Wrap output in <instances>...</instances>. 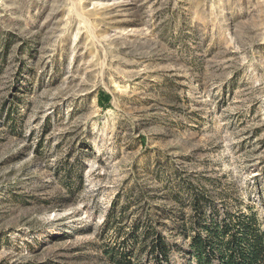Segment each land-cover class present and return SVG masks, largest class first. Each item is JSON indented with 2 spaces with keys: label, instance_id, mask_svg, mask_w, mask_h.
<instances>
[{
  "label": "rangeland",
  "instance_id": "rangeland-1",
  "mask_svg": "<svg viewBox=\"0 0 264 264\" xmlns=\"http://www.w3.org/2000/svg\"><path fill=\"white\" fill-rule=\"evenodd\" d=\"M193 193L264 225V0H0V264H194Z\"/></svg>",
  "mask_w": 264,
  "mask_h": 264
},
{
  "label": "trees",
  "instance_id": "trees-1",
  "mask_svg": "<svg viewBox=\"0 0 264 264\" xmlns=\"http://www.w3.org/2000/svg\"><path fill=\"white\" fill-rule=\"evenodd\" d=\"M191 200L192 213L183 223V232L190 234L188 251L194 264H264V225L255 213L225 211L220 217L216 210L207 213L208 199L202 193H193ZM141 234L144 235L139 249L150 246L151 252H160L167 259L169 249L161 236L150 240L151 228L144 229ZM148 239L150 244H146ZM118 254L109 255L110 260L116 264H130L129 255L119 257Z\"/></svg>",
  "mask_w": 264,
  "mask_h": 264
}]
</instances>
